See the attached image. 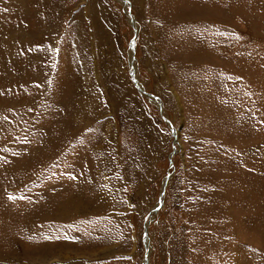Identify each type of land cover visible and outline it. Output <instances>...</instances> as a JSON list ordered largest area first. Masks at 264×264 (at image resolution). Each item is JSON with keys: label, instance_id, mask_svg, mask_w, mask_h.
Returning <instances> with one entry per match:
<instances>
[{"label": "rangeland", "instance_id": "rangeland-1", "mask_svg": "<svg viewBox=\"0 0 264 264\" xmlns=\"http://www.w3.org/2000/svg\"><path fill=\"white\" fill-rule=\"evenodd\" d=\"M147 262L264 264V0H0V264Z\"/></svg>", "mask_w": 264, "mask_h": 264}, {"label": "water", "instance_id": "water-1", "mask_svg": "<svg viewBox=\"0 0 264 264\" xmlns=\"http://www.w3.org/2000/svg\"><path fill=\"white\" fill-rule=\"evenodd\" d=\"M130 15L131 17L133 18V14L130 12ZM131 48H132V58H131V65H132V68H133V74H134V80L135 82L137 83V86L139 88V90L143 93V94H146L147 96L151 97V98H154L156 99L157 101H160V103H162L161 99L155 95V94H152L151 92L147 91L142 85L141 83H139V80H138V77L136 76V68L134 66V60H135V52H136V47H135V40L133 39L131 44H130ZM162 107V105H161ZM170 175H171V172L169 173L168 177L164 180V186H163V192L161 193V198H160V202H162V197L164 195V191H165V186L166 184L169 182V178H170Z\"/></svg>", "mask_w": 264, "mask_h": 264}, {"label": "bare ground", "instance_id": "bare-ground-1", "mask_svg": "<svg viewBox=\"0 0 264 264\" xmlns=\"http://www.w3.org/2000/svg\"><path fill=\"white\" fill-rule=\"evenodd\" d=\"M134 66H135V63H134ZM136 68V67H135ZM140 83V82H139ZM138 87V86H137ZM139 89V88H138ZM153 94V93H152ZM159 102V104L160 105H162V103H160V101H158ZM161 109H162V107H161ZM147 261V260H146ZM149 261V260H148ZM147 264H148V262H147Z\"/></svg>", "mask_w": 264, "mask_h": 264}]
</instances>
